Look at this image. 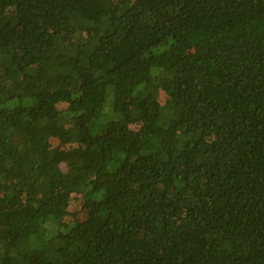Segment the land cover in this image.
Listing matches in <instances>:
<instances>
[{"label":"trees","instance_id":"trees-1","mask_svg":"<svg viewBox=\"0 0 264 264\" xmlns=\"http://www.w3.org/2000/svg\"><path fill=\"white\" fill-rule=\"evenodd\" d=\"M0 264H264V0H0Z\"/></svg>","mask_w":264,"mask_h":264},{"label":"rangeland","instance_id":"rangeland-1","mask_svg":"<svg viewBox=\"0 0 264 264\" xmlns=\"http://www.w3.org/2000/svg\"><path fill=\"white\" fill-rule=\"evenodd\" d=\"M4 130H7V127H4ZM52 136L54 137V139H57L59 142L64 143L65 141H74L76 139L79 138V135L76 133H71L69 136H64L62 135V138L56 134L55 131H53ZM6 139V135H4L3 137H1V140L4 141ZM63 140V141H62Z\"/></svg>","mask_w":264,"mask_h":264}]
</instances>
